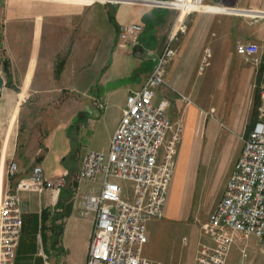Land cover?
Here are the masks:
<instances>
[{
    "label": "crops",
    "instance_id": "crops-1",
    "mask_svg": "<svg viewBox=\"0 0 264 264\" xmlns=\"http://www.w3.org/2000/svg\"><path fill=\"white\" fill-rule=\"evenodd\" d=\"M72 1L95 3L79 6L48 0L0 1V73L4 78L0 97V205L17 184L30 180L36 164L42 166L47 177H58L67 172L74 174L82 166L85 153L109 150L112 136L126 109L127 96L140 89L150 75L157 56L174 33L176 16L179 15L176 9L175 13L167 11L164 21L156 26L158 44H140L146 52L135 57L136 66L131 76L128 75L132 82L108 87L111 66L106 61L107 55L101 56L102 51L105 47H113L112 58L114 54H131L133 47H118V29L129 23L144 25L151 16L157 19L159 13H154L157 9L145 5H163V2H114L119 3L112 6L115 26L109 18V8L96 5L105 2ZM220 5L222 8L207 7L200 11L210 9L216 14L223 12L239 17L264 13V0H221ZM103 15L108 16V22L114 27V34L111 32L107 41V20ZM181 17L183 23L189 19L190 25L184 28L177 46L174 45L177 55L167 67L166 84L161 89L165 96H160L179 104V95L194 93L193 73L202 61L201 47L196 45L194 38L197 32L204 31L202 15H181L178 20ZM252 21L258 20L253 18ZM244 40L242 42H259L261 51L264 50V34H251ZM147 62L149 69L142 71ZM93 63L96 68H93L94 76L90 79L89 69ZM113 68L120 72V64L113 63ZM260 72L264 80V59ZM98 103H103L104 109H100ZM194 120L192 114L189 115V132H193ZM185 137L188 147L190 139ZM187 147L179 179L188 160ZM69 159L78 161L77 169L67 162ZM11 162L18 164L19 172L10 177L7 169ZM73 184L82 193H98L101 187L100 183ZM172 185L174 191L175 183ZM65 189L68 195L63 197ZM65 189L59 194L51 190L19 194L23 228L15 264H44L42 253L50 254L53 264L86 263L94 215L82 217L74 204L75 193L68 186ZM180 208V204L175 207L168 201L163 216L151 221L147 227L148 243L143 254L156 264H183L187 257L188 251H176V247L174 251H154L155 235L161 234L167 226L164 220L176 221ZM60 224L63 231L54 244L52 230ZM206 241L209 244L208 238ZM195 255L192 264L196 261Z\"/></svg>",
    "mask_w": 264,
    "mask_h": 264
},
{
    "label": "built area",
    "instance_id": "built-area-1",
    "mask_svg": "<svg viewBox=\"0 0 264 264\" xmlns=\"http://www.w3.org/2000/svg\"><path fill=\"white\" fill-rule=\"evenodd\" d=\"M220 1L172 0L162 1V6L176 9L179 18L215 8ZM143 32L141 23L123 25L118 47L139 45ZM176 34L157 56L142 87L127 96L126 109L107 152L88 151L76 173L58 177H47L42 166L36 164L30 180L17 184L4 196L0 205V264H15L23 228L19 194L47 190L59 194L67 186L75 193L74 204L80 215H94L85 264H156L143 254L148 243L147 227L163 216L169 201L184 130L182 122H173L168 114L170 101L160 98L167 67L177 55L172 45ZM235 50L237 55L259 63L258 43L241 41ZM210 57L211 51L206 50L200 70L208 66ZM179 97L186 100L184 95ZM259 101L257 122L243 141L224 195L202 225L210 242L201 245L195 264H226L236 234L264 239V80L259 87ZM98 106L104 109L103 103ZM7 171L10 177L16 175L18 164L11 162ZM76 182L100 183V191L82 193L74 187ZM42 255L44 264H53L48 255Z\"/></svg>",
    "mask_w": 264,
    "mask_h": 264
},
{
    "label": "rangeland",
    "instance_id": "rangeland-1",
    "mask_svg": "<svg viewBox=\"0 0 264 264\" xmlns=\"http://www.w3.org/2000/svg\"><path fill=\"white\" fill-rule=\"evenodd\" d=\"M28 1L44 2L46 0ZM48 1L79 6L95 3L94 1L76 3L72 0ZM98 1L105 3L97 2L96 5H105L109 8V13L114 16L112 6L119 4L114 3L119 0ZM145 6L163 11V17L167 11L174 13L176 11L174 8L162 5ZM217 7L222 8L220 3ZM216 13L210 9L192 13V16L194 14L202 15L201 25L204 26V31L197 32L194 41L201 47L202 57L206 50L211 51V57L208 58V66L205 69L200 70L199 64L193 73L195 76L194 93L184 94L186 100L178 97L181 101L180 104L173 99L170 100L169 114L172 121H180L184 126L173 179L175 187L174 191L171 189L169 196V202L175 207L180 204L181 211L175 219L176 221L164 220L167 226L161 234L155 235L154 251H174L175 247L176 251L178 249L179 251H188L183 264H192L195 254L196 260L201 244L208 243L206 241L208 237L205 238L202 225L209 220L217 203L224 195L228 179L240 156L243 141L254 126L260 104L259 87L263 81L260 70L263 64L264 50L262 48L261 54L257 57L258 63L255 59L237 55L235 49L236 44L245 41L244 39L248 35L264 34V13H254L256 15L252 17L251 15L239 17L223 12ZM103 17L104 20H107L105 22L107 23L105 27L107 41L111 32L114 34V27L108 22L107 15L106 17L103 15ZM182 17L178 20L176 16L174 34L180 27L181 29L173 41V46H177L184 28H189L190 25L189 19L182 23ZM253 18L258 21L251 22ZM143 26L144 32L140 37V44H144V46L145 44H158L155 24L153 27L147 23ZM118 34L119 32L116 33L117 39ZM114 51L113 47L110 49L105 47L101 53V56L107 55L106 61L111 66V72L108 75L111 83L108 84V87H117L132 82L128 75L131 76V71L136 66V60L132 54H114L112 58ZM113 63L120 64V72H116ZM149 66L148 62L144 64L142 71H147ZM94 67L95 63L89 69L90 79L94 76ZM160 96H165V94L161 91ZM191 114L195 119L193 132H189L187 125ZM185 136L190 139L188 147L184 141ZM186 147L188 160H186L184 172L179 179V170ZM67 162L77 169V160L69 159ZM66 190H64L63 197L68 195ZM183 237H186L185 241H183ZM229 251L226 264H264V239L255 236L246 239L242 235L236 234ZM47 255L50 256V254ZM53 256L55 255L53 254Z\"/></svg>",
    "mask_w": 264,
    "mask_h": 264
},
{
    "label": "trees",
    "instance_id": "trees-1",
    "mask_svg": "<svg viewBox=\"0 0 264 264\" xmlns=\"http://www.w3.org/2000/svg\"><path fill=\"white\" fill-rule=\"evenodd\" d=\"M159 13V16L158 15H155V14H153V16H158L157 17V19H154L152 16L149 18L148 17V19L146 20L147 22V24L148 25H151L152 27H153V25L155 24V28H156V26L158 25V24H161V21L163 22L164 21V19L166 18V16H167V13L168 12H166V14H165V16L163 17L162 16V14L164 13L163 11H157L156 10V12H154V13ZM163 17L162 19H161V17ZM109 18H110V20H111V22L112 23H114L115 24V18H114V16L112 15V14H110L109 13ZM116 26V25H115ZM119 30L120 29H118V32H119ZM20 96L22 97V94H20ZM259 99V98H258ZM256 122H257V118H256V120H255V122H254V126H255V124H256ZM254 126L252 127V129L254 128ZM246 129H248V128H246ZM252 129H251V131H252ZM250 131V132H251ZM249 132V133H250ZM248 133V134H249ZM247 134V135H248ZM53 233H52V236H53V243L55 244V243H57L58 242V238L61 236V234H62V231H63V226H62V224H60V225H57V226H55L54 228H53Z\"/></svg>",
    "mask_w": 264,
    "mask_h": 264
},
{
    "label": "water",
    "instance_id": "water-1",
    "mask_svg": "<svg viewBox=\"0 0 264 264\" xmlns=\"http://www.w3.org/2000/svg\"><path fill=\"white\" fill-rule=\"evenodd\" d=\"M122 2H120V3H122ZM155 2H159V1H155ZM129 3H142V2L130 1ZM142 4H144V3H142ZM154 5H156V3ZM144 52H146V50L144 49V47L142 45L139 44V45H136L132 48L131 54L134 57H141L144 54ZM3 87H4V78H3L2 74L0 73V97L2 94Z\"/></svg>",
    "mask_w": 264,
    "mask_h": 264
},
{
    "label": "bare ground",
    "instance_id": "bare-ground-1",
    "mask_svg": "<svg viewBox=\"0 0 264 264\" xmlns=\"http://www.w3.org/2000/svg\"><path fill=\"white\" fill-rule=\"evenodd\" d=\"M182 15H184V14H182Z\"/></svg>",
    "mask_w": 264,
    "mask_h": 264
}]
</instances>
